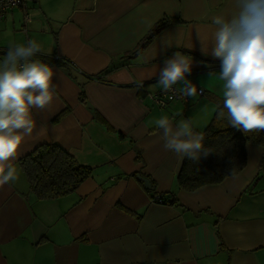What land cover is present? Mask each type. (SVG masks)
I'll use <instances>...</instances> for the list:
<instances>
[{
  "label": "crops",
  "instance_id": "obj_1",
  "mask_svg": "<svg viewBox=\"0 0 264 264\" xmlns=\"http://www.w3.org/2000/svg\"><path fill=\"white\" fill-rule=\"evenodd\" d=\"M27 7L29 22L20 8L0 18V58L35 40L41 52L33 59L53 66L55 93L46 109H33L36 127L14 162L19 180L0 188V264H264V147L247 143L238 174L186 191L176 182L183 158L164 148L155 123L167 116L175 128L190 119L200 134L210 123L223 100L211 21L230 18L234 0H27ZM163 15L182 23L127 53ZM176 52L192 58L187 78L202 93L160 106L150 95L162 91L159 72ZM42 144L62 147L91 175L67 195L36 199L18 162ZM138 175L165 202L153 200Z\"/></svg>",
  "mask_w": 264,
  "mask_h": 264
},
{
  "label": "clouds",
  "instance_id": "obj_2",
  "mask_svg": "<svg viewBox=\"0 0 264 264\" xmlns=\"http://www.w3.org/2000/svg\"><path fill=\"white\" fill-rule=\"evenodd\" d=\"M236 11L230 18L216 15L210 40L212 55L220 60L217 77L222 82L223 109L218 118L248 133L264 132V0H234ZM198 35L199 31H197ZM202 42L206 43L202 38ZM41 52L35 40L10 47L0 62V188L19 180L15 166L18 150L32 135L36 121L33 109L44 110L54 100L53 66L33 59ZM192 58L176 52L165 60L158 85L165 93L180 92L183 97L198 95L197 85L187 77ZM182 85L174 89V85ZM156 126L162 130L164 148L180 158L198 161L208 155L202 134L194 131L190 119L173 127L167 116Z\"/></svg>",
  "mask_w": 264,
  "mask_h": 264
},
{
  "label": "trees",
  "instance_id": "obj_3",
  "mask_svg": "<svg viewBox=\"0 0 264 264\" xmlns=\"http://www.w3.org/2000/svg\"><path fill=\"white\" fill-rule=\"evenodd\" d=\"M179 23H182L180 17L163 15L127 53H140L163 29ZM52 61L69 71L73 67L66 58H52ZM222 109L223 100L216 108L208 126L201 132L208 155L202 156L198 161L182 159L180 170L176 175L180 189L194 191L206 185L219 184L225 178L238 174L245 167L247 143L264 147V132L245 135L242 131L231 127L227 119L218 118V113ZM18 163L26 175L31 193L38 200L56 199L67 195L91 175V167L80 164L72 154L56 144L39 145L23 156ZM146 191L154 195L152 182ZM170 195L172 199L169 203L174 204L176 201L174 194L170 193ZM159 198L165 202L161 196Z\"/></svg>",
  "mask_w": 264,
  "mask_h": 264
},
{
  "label": "built area",
  "instance_id": "obj_4",
  "mask_svg": "<svg viewBox=\"0 0 264 264\" xmlns=\"http://www.w3.org/2000/svg\"><path fill=\"white\" fill-rule=\"evenodd\" d=\"M11 8L22 9L24 13V21L29 22L31 20L27 12V8H28L27 0H0V18H2L6 14V12ZM198 93H202V90L198 89ZM180 96L181 94L177 91L169 92V93L160 91L158 93H154L150 95V97L160 106H165L168 101L179 98ZM153 200L157 202H162V200L159 198V195H153Z\"/></svg>",
  "mask_w": 264,
  "mask_h": 264
},
{
  "label": "water",
  "instance_id": "obj_5",
  "mask_svg": "<svg viewBox=\"0 0 264 264\" xmlns=\"http://www.w3.org/2000/svg\"><path fill=\"white\" fill-rule=\"evenodd\" d=\"M137 178L138 180H141L143 182L145 188H148L150 186V182L147 178H144L140 175H138Z\"/></svg>",
  "mask_w": 264,
  "mask_h": 264
},
{
  "label": "rangeland",
  "instance_id": "obj_6",
  "mask_svg": "<svg viewBox=\"0 0 264 264\" xmlns=\"http://www.w3.org/2000/svg\"><path fill=\"white\" fill-rule=\"evenodd\" d=\"M2 58H0V62H2V60H1Z\"/></svg>",
  "mask_w": 264,
  "mask_h": 264
}]
</instances>
